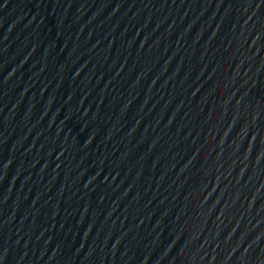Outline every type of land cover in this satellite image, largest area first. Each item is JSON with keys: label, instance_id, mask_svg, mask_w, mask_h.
Masks as SVG:
<instances>
[{"label": "water", "instance_id": "obj_1", "mask_svg": "<svg viewBox=\"0 0 264 264\" xmlns=\"http://www.w3.org/2000/svg\"><path fill=\"white\" fill-rule=\"evenodd\" d=\"M0 264H264V0H0Z\"/></svg>", "mask_w": 264, "mask_h": 264}]
</instances>
